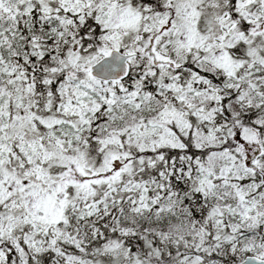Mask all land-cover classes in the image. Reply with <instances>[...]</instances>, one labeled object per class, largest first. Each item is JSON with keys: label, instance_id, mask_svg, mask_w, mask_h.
Segmentation results:
<instances>
[{"label": "snow or ice", "instance_id": "snow-or-ice-1", "mask_svg": "<svg viewBox=\"0 0 264 264\" xmlns=\"http://www.w3.org/2000/svg\"><path fill=\"white\" fill-rule=\"evenodd\" d=\"M0 264H264V0H0Z\"/></svg>", "mask_w": 264, "mask_h": 264}]
</instances>
